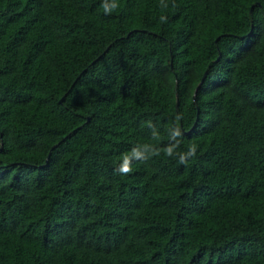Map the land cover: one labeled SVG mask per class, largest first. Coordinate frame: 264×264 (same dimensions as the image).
I'll use <instances>...</instances> for the list:
<instances>
[{
	"label": "trees",
	"instance_id": "obj_1",
	"mask_svg": "<svg viewBox=\"0 0 264 264\" xmlns=\"http://www.w3.org/2000/svg\"><path fill=\"white\" fill-rule=\"evenodd\" d=\"M0 264H264V0H0Z\"/></svg>",
	"mask_w": 264,
	"mask_h": 264
},
{
	"label": "clouds",
	"instance_id": "obj_2",
	"mask_svg": "<svg viewBox=\"0 0 264 264\" xmlns=\"http://www.w3.org/2000/svg\"><path fill=\"white\" fill-rule=\"evenodd\" d=\"M122 171H123L124 173H127V172L130 171V169H129L127 166H125V167L122 169Z\"/></svg>",
	"mask_w": 264,
	"mask_h": 264
},
{
	"label": "water",
	"instance_id": "obj_3",
	"mask_svg": "<svg viewBox=\"0 0 264 264\" xmlns=\"http://www.w3.org/2000/svg\"><path fill=\"white\" fill-rule=\"evenodd\" d=\"M199 85V84H198ZM198 85H197V87H198Z\"/></svg>",
	"mask_w": 264,
	"mask_h": 264
}]
</instances>
